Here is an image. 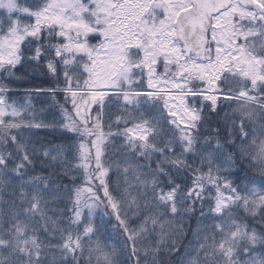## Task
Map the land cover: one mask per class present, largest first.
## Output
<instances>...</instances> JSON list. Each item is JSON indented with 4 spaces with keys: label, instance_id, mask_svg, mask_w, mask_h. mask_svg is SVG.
Returning <instances> with one entry per match:
<instances>
[{
    "label": "snow or ice",
    "instance_id": "1",
    "mask_svg": "<svg viewBox=\"0 0 264 264\" xmlns=\"http://www.w3.org/2000/svg\"><path fill=\"white\" fill-rule=\"evenodd\" d=\"M0 10V264H264V0ZM40 68L63 78L35 90L59 109L62 143L25 135L48 126L26 122L31 99L8 86ZM106 108L123 131H103ZM245 162L255 174L230 179ZM102 232L115 243L93 244Z\"/></svg>",
    "mask_w": 264,
    "mask_h": 264
},
{
    "label": "trees",
    "instance_id": "2",
    "mask_svg": "<svg viewBox=\"0 0 264 264\" xmlns=\"http://www.w3.org/2000/svg\"><path fill=\"white\" fill-rule=\"evenodd\" d=\"M19 3L24 4V0H18ZM4 12L3 10H0V15H3ZM92 43H98V40H91ZM157 72L162 73L163 72V68L159 67L157 69ZM16 75L18 77H20V79L18 81H16L15 83H11L9 84V88L14 89L15 91L13 92V99H15L18 103H24L25 101L22 100V97H27L31 99V108L27 109L25 112H22V118L28 122L31 121L33 123H42L44 125H47L48 127L45 128H40V129H33L32 132L30 133H25L26 136L31 137L33 139H39L44 143H47L49 141H51L52 143H62L63 140L60 136V132L59 131H54V118L55 120H59L61 113L59 111V109L54 108L52 106L53 101L51 96L47 95V94H42L37 96L35 90L37 89H48V88H52V87H59V88H63L64 84H63V78H60L59 82L53 81L52 77L46 73L44 68H40L38 71H30V72H24L23 70L19 71L16 73ZM5 83H7L5 81ZM137 91H144L147 90L145 88H136ZM110 95L112 94V92H108ZM65 95L66 93L64 92H60L58 91L55 95V100L60 104L63 105L65 108H67L69 111H72V106H71V101L69 100L67 103L65 102ZM220 103L224 104L225 106V110L229 111L230 109L228 108V103L226 101H221ZM233 107H235V105H232ZM91 113L93 116H95L96 114V106L92 105L91 106ZM117 110L116 109H112L111 111H109L107 108L105 109L104 113H103V121L102 123L104 124L103 127V131L104 132H117V131H123V124H119L117 125L115 123V117H116ZM142 114L144 115L145 119H151L153 116H156L157 113L156 112H151L149 114V112L147 110H143L142 109ZM223 115V113H221ZM109 125L111 127H109ZM129 127H131V125H128ZM15 134V133H13ZM123 141H116V143H122ZM105 151L107 152L108 149H105ZM106 157H102V159H104ZM37 172L39 173V169L37 170ZM247 172L248 175H253L255 174L254 171L252 169H249L247 167V162H245V165L243 167H239L237 169H234L233 171V175L231 177H229L230 179H236L239 176H243V174ZM110 177H112V179H115V176L112 175V173H109ZM185 176V180L188 179V175L187 174H183ZM178 183H182L183 181H177ZM65 183H67V181H65ZM82 183L80 181H78V184ZM210 194H214V193H205L206 196L210 195ZM82 196L86 197L87 194L86 193H82ZM10 197L8 196H4V200L7 201L9 200ZM49 208L51 209H55L57 211L60 212H64L65 215L63 216H57L54 214L53 211H49L48 215L50 217H52L54 220H67L68 215L71 212V208H72V204L69 203L67 201V198H65V201L63 203H58V204H52L50 203L48 205ZM185 220H189L188 217L184 218ZM113 223H115L114 219H113ZM190 226L191 228L195 229L197 226V221L195 218H191L189 220ZM108 233L107 232H102V234L98 237V238H94L93 240V244L95 243L96 239H99V241L102 244H114L115 240L114 239H108L107 238ZM41 238L43 237V234H41ZM192 236L191 233H189L187 240H191ZM187 240H185V243H187ZM57 240H51V243L55 244L57 243ZM107 251V249H106ZM58 255V254H57ZM87 260V253H85L83 260H82V264L83 261ZM93 264H95V261H93Z\"/></svg>",
    "mask_w": 264,
    "mask_h": 264
},
{
    "label": "rangeland",
    "instance_id": "3",
    "mask_svg": "<svg viewBox=\"0 0 264 264\" xmlns=\"http://www.w3.org/2000/svg\"><path fill=\"white\" fill-rule=\"evenodd\" d=\"M158 68H159V67H158ZM158 68H157V69H158ZM145 83H146V81H145ZM108 92H111V90L109 89Z\"/></svg>",
    "mask_w": 264,
    "mask_h": 264
}]
</instances>
